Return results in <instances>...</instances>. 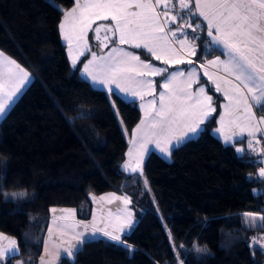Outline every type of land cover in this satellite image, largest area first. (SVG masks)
Instances as JSON below:
<instances>
[{
	"label": "trees",
	"instance_id": "trees-1",
	"mask_svg": "<svg viewBox=\"0 0 264 264\" xmlns=\"http://www.w3.org/2000/svg\"><path fill=\"white\" fill-rule=\"evenodd\" d=\"M53 2L65 12L75 5ZM62 20L50 0H0V51L33 76L0 121V191L26 193L0 195V233L19 248L2 264H39L51 209L73 208L88 220L91 197L105 193L131 198L138 219L123 239L132 250L91 240L60 264H264V247L250 244L261 230L247 226L244 215L250 202L264 214L262 156L245 139L226 145L214 135L221 96L214 95L217 111L205 131L172 151L171 160L153 152L145 176L127 173V134L141 120L139 103L94 87L81 63L71 67ZM82 113L91 118L80 119Z\"/></svg>",
	"mask_w": 264,
	"mask_h": 264
},
{
	"label": "snow or ice",
	"instance_id": "snow-or-ice-1",
	"mask_svg": "<svg viewBox=\"0 0 264 264\" xmlns=\"http://www.w3.org/2000/svg\"><path fill=\"white\" fill-rule=\"evenodd\" d=\"M74 2L75 6L65 12L53 0H50L52 6L61 11L64 17L58 27L64 39L69 42V48L74 38L83 40L85 32L89 30L94 32L95 39L98 41L101 40L103 30L105 33L103 39L108 41V43L99 44L97 50L85 44L83 50L77 51V56L86 57L81 62L83 75L90 78L93 85L105 86L110 95L118 96L124 93L126 97H138L140 100L144 99L145 94L153 97L146 105L141 104L144 119L133 130V135L140 137L138 149L143 150L145 144L153 143L161 153L169 157L172 151L186 139L191 138L189 134L197 135L205 131V128L200 126L204 125L217 111L213 107L215 92H222L224 100L227 101L226 104L221 105L225 111L237 113L231 123L241 133L247 129L251 137L254 135V130L260 124H264V0H74ZM98 20L112 23L98 24L93 29L92 25ZM65 21L75 28V35L64 32ZM186 28L191 29V32L186 31ZM197 32L204 34L207 43L215 46L220 52V55L208 60L207 64L221 66L226 75L215 80L208 77L215 89L213 94L209 95L208 91L211 89L206 90L204 86L208 81H204L195 93L176 85L178 77H185V70L177 69L168 72L167 77L159 84L162 91L157 94V82L144 77L160 75L168 70L156 66L150 60H142L141 55L147 53L153 59L162 60L165 64L175 62L191 65L193 60L184 59L179 53L187 49L189 57L197 55L196 42L200 41V34H192ZM109 43L112 45L110 48ZM174 44H178L179 49L175 48ZM119 45H128L142 51L140 53L128 51ZM105 48L109 49L106 53L103 51ZM172 54H176L175 60L171 59ZM164 56L170 58L164 59ZM221 56L225 59L221 60ZM71 60L72 67L75 68L78 61L75 58ZM10 64L15 65V68L23 74V79L28 78L29 73L15 60H10ZM200 67L204 68L205 64L200 63ZM197 72L196 67L187 70L185 83L188 86L191 83H200ZM204 75L208 76L207 71ZM218 80H223L228 87L222 89ZM19 90V84L13 86L11 75L8 81H5L0 74V116L5 114L6 99L11 100ZM113 107L115 108L114 103ZM254 108L260 112L258 120H256L257 113L253 111ZM79 118L91 117L87 113H82ZM241 119L255 122L242 125ZM223 121L224 117L221 115L220 123L223 124ZM216 131L220 132L221 129L217 128ZM235 134L234 131L233 135ZM261 138L264 139V136ZM229 142H232L231 138L225 136V143ZM248 145L252 147V140H248ZM236 151L242 153L243 149L237 148ZM128 156H132L131 150ZM261 163L264 164V161ZM137 168L140 169L138 175L142 177L143 169L139 157L135 160L134 167H131L128 162L122 165L124 171L136 172ZM260 176L264 177V167L260 168ZM142 182L147 186L146 178ZM0 195L5 196L6 199L11 197L23 199L26 193H12L10 197L0 191ZM108 195L116 196L115 193ZM116 198L122 199L125 204L131 200L127 195ZM51 211L56 212V209ZM60 211L71 213L75 212V209ZM244 215L253 218L256 216L251 212ZM78 223L86 224L87 222L80 220ZM248 223L251 227L255 224V220H249ZM126 227L127 232L123 230V227L112 232L104 229L99 231L110 242L126 245L131 251L132 245L127 244L126 239H122V235L127 237L128 232L134 228V222L130 218ZM258 227L264 231V215L259 216ZM79 235L78 233L77 236ZM92 236L95 237V232ZM4 239H9L12 248L6 249L0 245V261H5L9 253L18 251L15 240L0 233V240ZM87 242L82 239L75 250L72 247H66L63 251L69 257H73ZM254 242L261 241L254 240ZM55 246L59 247V242ZM45 251L47 253V249ZM196 251H206V249L197 248ZM41 262L52 264V257L45 260L42 256Z\"/></svg>",
	"mask_w": 264,
	"mask_h": 264
},
{
	"label": "rangeland",
	"instance_id": "rangeland-1",
	"mask_svg": "<svg viewBox=\"0 0 264 264\" xmlns=\"http://www.w3.org/2000/svg\"><path fill=\"white\" fill-rule=\"evenodd\" d=\"M63 19H64V17H63ZM195 22H198V21H195ZM98 24H103V23H101V22L95 23L94 28ZM185 30L188 31V32H191V29L186 28ZM64 32L75 35V28L68 21H65ZM60 34H61V31H60ZM86 34H87V37H84L83 40H78V39L74 38L72 40V43H71V48H69V42L67 40H65L64 37L61 34V38H62L63 44L64 45L66 44L67 47H68L69 57L75 58V59L79 58L80 56H77V51L78 50H82V48H84L85 44H88L93 50H97V46L99 44H101V43L94 38L95 37L94 36L95 35L94 32L91 31L90 34H89V37H88V32H85L84 35H86ZM192 34L193 35H197V34H200V33L197 32V33H192ZM201 45H203V47H201ZM119 47H121V46H119ZM174 47L179 49L180 46L178 44H174ZM108 50L109 49H103V51L105 53ZM198 50H200L199 54L201 55V57L199 59V63H198V61L193 60V64H191V65H189L187 63L180 64V63L173 62L171 64H180V65H177V66H174V67H168L165 64H161L160 65V64L153 63L151 61V63L155 64L156 66L161 67V68H166L168 71L163 73V74H160V75L146 76V77H144V79H151V80H154V81L157 82L156 83V92L158 94L160 91H162V89L159 87V84L167 77L168 72H172V71H175L177 69H183V70H185V77H178L177 81L175 82L176 85H178L180 87H183L186 91H191V92L195 93L196 89L198 87H200L201 84L204 83V81H208L207 84H204L206 90L211 89V91L214 92L215 91L214 85L212 84L211 80L208 79V77L210 76L212 79L215 80L218 77H224L226 74L222 71L221 66H219V65H208L207 61L211 60V59H214L215 56H218L220 54L217 53V50H216L215 46H210L207 43V39H206V36L204 34H200V41L196 42V52ZM179 55L182 56L185 59V56L187 55V49H185L183 52L179 53ZM175 57H176V54H172L171 59L175 60ZM169 58H170L169 56H164V59H169ZM220 58H221V60L225 59V57H223V56H221ZM141 59L143 60V58H141ZM200 63L205 64V67L201 68L200 67ZM17 64H19V63H17ZM191 67H196L198 69L197 75L200 77V83H191V85L188 86L185 83V81H186V78H187V70L189 68H191ZM22 68L25 69L24 67H22ZM25 70L29 73L28 78L27 79H23V75L22 74H21V76H22V80H26V83L25 84L22 83L23 87L20 88V90L15 95H13L11 100H7L6 99V111H5V114L3 116H0V121L9 112V110L12 108V106L16 103V101L20 98V96L23 94V92L26 90V88L30 85V83L33 80V76L31 75V73L27 69H25ZM205 71H207L208 76L204 75ZM21 76H18V79ZM218 82L221 84V88L222 89L228 87L227 85L224 84L223 80H218ZM102 87L105 88V90H107V88L105 86H102ZM112 87H114V85H112ZM211 91H208L209 95H212ZM215 93L218 95V97L221 96V100L219 102L220 103V107H221V105L227 103V101L224 100L222 92H215ZM120 94H121V96H123L125 98V100L129 99V100L137 101L139 103V105H140V108H141V104H145L146 105L149 100L153 99L152 96L147 95V94H145L143 100H140L138 97H132V96H127L126 97L124 95V93H120ZM214 101H215V97L213 96V107H215ZM141 110H142V114H141V120H142V119H144V111H143V109H141ZM253 111H255L257 113L256 120H258L260 112L257 109H255V108L253 109ZM213 115H214V113L209 117V119ZM221 115H223V117H224L223 124L220 123V116ZM236 115H237V113H235V112H227L221 107L220 115H219V118H218V125L216 127V129L220 128L221 131L217 132L216 129H215L214 130V135H216L226 145H232V144H234L235 142H237L239 140L245 139L247 141V143H248V140H252V148H255V149L262 148V150H264V139L261 138L262 136H264V124H260L258 126V128H256L254 130V135L250 137L248 135L247 129H245L243 131V133H241L239 129L234 128V126L231 123V121L235 118ZM254 122L255 121L249 122V121H246L244 119L240 120V124H242V125L247 124V123H254ZM200 127L203 128L204 125H201ZM234 131L236 133L235 135H233ZM200 133H198L197 135L189 134L191 136L190 139L197 138ZM127 135H128L127 138H128V141H129V149L127 151V158H126L125 162H128L131 167H134L135 166V160L139 157L140 160H141V167L143 169V176H145L144 175V167H145L146 160H147V158L149 157V155L151 153L156 152V153L160 154L161 156H163L166 160H171V156L166 157L163 153L160 152V149L158 147H156L153 143L145 144L143 150L138 149L137 145H139V143H140L139 135H133V132L131 134H127ZM225 136L230 137L232 142L225 143ZM190 139H186L182 144H184L185 142H187ZM257 141H259V142H257ZM173 143H175V140H173ZM130 150L132 151V156L131 157L128 156V153H129ZM260 155H262V158L260 159V162H262V161H264V154H260ZM262 167H264V164H262ZM139 171H140V169L137 168L136 172H131V170L125 171V172L138 173L139 174ZM258 175L260 176V170H259ZM261 178H264V177H261ZM18 193H24V192H18ZM11 194L12 193H8V195L10 197H11ZM11 198L19 199V198H15V197H11ZM134 215H135V213H134ZM259 216H261V215H256L254 218L253 217H245V221H246L247 226H249L248 221L254 219L255 220V224L253 226H251V227L260 230V228L258 227V225H259ZM135 217H137V216L135 215ZM137 219H138V217H137ZM261 232H262V230L257 232L252 237V240H251V243H250L251 246H253V247H255V246L264 247V235H262ZM5 236L10 238V239H12V240H15L16 247L18 248L17 240H16L15 237L9 236V235H6V234H5ZM254 240H259L261 242L260 243H255ZM0 245H2L6 249L12 248V245L9 243V239L0 240ZM17 254H19V248H18V251L14 252V253H9V256L11 257V256H14V255H17ZM9 256H8V258H10ZM8 258L6 260H8ZM5 261H1L0 264L5 262Z\"/></svg>",
	"mask_w": 264,
	"mask_h": 264
},
{
	"label": "crops",
	"instance_id": "crops-1",
	"mask_svg": "<svg viewBox=\"0 0 264 264\" xmlns=\"http://www.w3.org/2000/svg\"><path fill=\"white\" fill-rule=\"evenodd\" d=\"M97 22H101L103 24L112 23L111 21H102V20H98V21H96V23ZM94 25L95 24L92 25L93 29H94ZM87 32H88V37H89L91 30H89ZM101 34L103 35L102 38H104L105 33L103 32V30L101 31ZM84 37H87V34L84 35ZM99 42L100 43H102V42L108 43V41H105V40L104 41L99 40ZM111 46H112L111 43H109V48ZM119 46L125 48L128 51L135 52V51L131 50L130 49L131 47L128 45H119ZM201 47H203V45H201ZM66 48H67V55L69 58V62H70V65L72 67V60L69 57L67 45H66ZM105 49H108V48H105ZM82 50H83V48H82ZM216 50H217V53L220 54L219 50L218 49H216ZM199 52H200V50L197 51L196 56H192V57H189L188 55H186L185 59L190 58L192 60L199 61V59L201 57ZM0 53H2V52L0 51ZM80 57L76 58V60L78 61L76 67L81 63V61L84 58V56H80ZM10 60H12V59L10 57H8L7 55H5L4 53H3V55H0V74L3 75V78L5 81H8L9 76L11 75L12 81H13V86L15 84H19L20 88H22L23 87L22 83L25 84L26 80H23V82H22V76H21L22 73H20L19 70L15 68V65L10 64ZM157 61L160 62V65L165 64L162 62V60H157ZM153 63H155V62H153ZM156 64H158V63H156ZM165 65H167L168 67H174V66H177L180 64H171L170 63V64H165ZM81 73L83 75V68L82 67H81ZM18 76H21V77L18 79ZM83 77L85 78V76H83ZM86 79L91 82L90 78H86ZM92 85H93V83H92ZM93 86L96 88L105 90V88H103L101 85H93ZM105 91H107V90H105ZM120 96H121V94H120ZM121 97H123V96H121ZM126 100L127 101H133V100H129V99H126ZM139 107H140V105H139ZM141 113H142V110H141ZM260 151H261V153H259V154H264V150H262V148H260ZM108 194H110V193H105L102 195L91 197L92 214H91L90 219L84 220L87 222L86 224H79L78 223V221L83 220V219L79 218L78 211L76 209H75V212L70 213V212H62L60 210L61 209H73V208H58V207L53 208V209H56V212L51 211V220H50L49 228H48L46 238L44 241V248H43L42 256L45 258V260L49 259V257H52V264H60V262L63 258L73 259L74 256L69 257L63 251L64 248L72 247L75 250V248L79 245L80 240H82V239L87 240V241L97 240V239H103V240L109 241L108 238L104 237L102 232L99 230L104 229V230H107L109 232H112L117 228L123 227V230L125 232H127L126 225H127L129 218L134 222V225H135V223L137 221V217H135V215H134L135 212L132 208V201L130 200L129 203L125 204L122 199L116 198V197H123L125 195L115 193L116 196L113 197V196H109ZM102 196L104 197V199H100V197H102ZM93 197H95V199H93ZM249 212L255 213L256 215H264L262 213L255 211V203L254 202H250L248 204V211H246L245 213H249ZM129 213H130V217H129ZM49 229H51V234H49ZM94 232H95V237L93 238L92 234ZM78 233L80 234L79 236H77ZM261 233H262V235H264V231H262ZM123 237L124 236L122 235V239H123ZM58 242H59V247H56L55 245ZM112 243H115V242H112ZM45 249H47V253H46ZM53 254H55V255H53ZM56 257H58V258H56ZM18 263L22 264V261H19ZM39 264H42L41 258H40Z\"/></svg>",
	"mask_w": 264,
	"mask_h": 264
},
{
	"label": "built area",
	"instance_id": "built-area-1",
	"mask_svg": "<svg viewBox=\"0 0 264 264\" xmlns=\"http://www.w3.org/2000/svg\"><path fill=\"white\" fill-rule=\"evenodd\" d=\"M252 150H253L255 153H257V154L261 153L260 149L252 148Z\"/></svg>",
	"mask_w": 264,
	"mask_h": 264
},
{
	"label": "flooded vegetation",
	"instance_id": "flooded-vegetation-1",
	"mask_svg": "<svg viewBox=\"0 0 264 264\" xmlns=\"http://www.w3.org/2000/svg\"><path fill=\"white\" fill-rule=\"evenodd\" d=\"M102 37H103V35L101 34V40H103V41H104V39H103Z\"/></svg>",
	"mask_w": 264,
	"mask_h": 264
}]
</instances>
